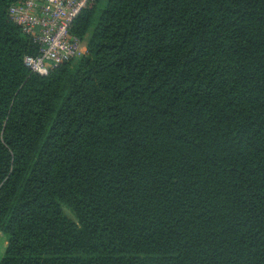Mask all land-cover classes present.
<instances>
[{"label":"trees","instance_id":"obj_1","mask_svg":"<svg viewBox=\"0 0 264 264\" xmlns=\"http://www.w3.org/2000/svg\"><path fill=\"white\" fill-rule=\"evenodd\" d=\"M0 0V264H264V0H95L31 70Z\"/></svg>","mask_w":264,"mask_h":264},{"label":"built area","instance_id":"obj_2","mask_svg":"<svg viewBox=\"0 0 264 264\" xmlns=\"http://www.w3.org/2000/svg\"><path fill=\"white\" fill-rule=\"evenodd\" d=\"M95 0H16L10 17L38 44L36 54H25L33 71L48 72L53 66L86 52L84 40L71 32L75 17Z\"/></svg>","mask_w":264,"mask_h":264},{"label":"crops","instance_id":"obj_3","mask_svg":"<svg viewBox=\"0 0 264 264\" xmlns=\"http://www.w3.org/2000/svg\"><path fill=\"white\" fill-rule=\"evenodd\" d=\"M84 45L86 46V42L84 43Z\"/></svg>","mask_w":264,"mask_h":264},{"label":"rangeland","instance_id":"obj_4","mask_svg":"<svg viewBox=\"0 0 264 264\" xmlns=\"http://www.w3.org/2000/svg\"><path fill=\"white\" fill-rule=\"evenodd\" d=\"M85 43V42H84Z\"/></svg>","mask_w":264,"mask_h":264}]
</instances>
